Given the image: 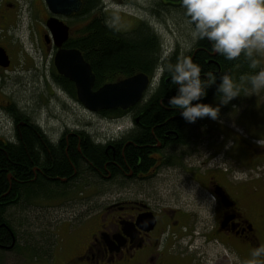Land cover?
<instances>
[{
  "label": "flooded vegetation",
  "instance_id": "1",
  "mask_svg": "<svg viewBox=\"0 0 264 264\" xmlns=\"http://www.w3.org/2000/svg\"><path fill=\"white\" fill-rule=\"evenodd\" d=\"M52 18L69 25L70 36L73 38V28L69 24V19L64 15L52 13L46 0H0V48H4L10 58V66L8 68L0 66V70L10 75L16 72L10 50L3 40L19 28L23 19H28V31L35 37V41L29 44L28 49H21L23 64L26 60L31 62L32 67L28 71L35 72L37 78L41 74V67L45 68V72L47 70L49 74L47 77L53 82V85H49L53 92L50 96L59 100L62 111H65L68 109V98H72L67 86L54 78V72H57L55 56L59 48L54 46L47 26ZM74 18L82 25L79 31L81 33L84 29L83 4L81 10L71 16V21ZM62 48L70 49L68 43ZM260 67H264V59L261 60ZM44 77L41 75L42 80ZM45 80L47 82V79ZM154 82L150 79L149 90L139 103L128 110H119L117 112L119 115L112 118L118 132H111L105 140L97 139V142L102 143L107 149H112V160H115L118 139L123 138L127 143H133L127 134L136 130L135 126L142 117L138 107L146 103L153 94ZM9 94H12V91ZM240 98L243 99V103L248 101L264 108V90ZM212 99L215 97H210L206 103H210ZM13 105L20 109L14 101L5 105L0 104L2 115L11 126L8 129V125L2 127L0 144H17L25 141V129L29 128L36 133L45 147H48V143L64 145L67 151L71 144L78 142L79 145L81 136L85 133L81 117L71 126L64 124L57 127L48 123L44 126L37 122V117L33 113L21 109L32 122H17L13 116ZM37 106L40 111L38 104ZM255 115L257 120L253 121L257 125L261 122V117ZM176 117H171L175 121L172 131H166L161 137L155 138L151 142L154 144H147L148 165L134 166L127 163L128 167L124 168L119 163L108 160L102 171L96 166L92 171L73 168L71 174L65 178L53 176L46 167L33 166L31 173L26 176L34 182L30 190L32 193L40 192L41 195L49 192L60 193L63 195L62 198L70 193L84 194L85 190L90 188L97 193L103 182L142 186L144 183H150V179L157 178L165 168H173L181 173L188 172L190 182L199 190L201 200L196 207H202L203 201L209 199L211 194H215V206L211 208V212L205 207L202 210L190 209L186 207L189 205L185 204L180 206H171L163 202L152 204L149 197L144 198V192H141L139 196L134 194L126 201L114 199L108 205L102 206L99 201L84 205L83 210H74L70 218L63 219L51 215L48 210L50 205L43 207L37 205L35 202L37 199L34 198L32 202L24 203L23 208L25 215L29 217L32 213L33 218L25 220L23 214L16 215L15 247L22 242L29 244L36 252L31 264H39L41 259L44 264L50 261L55 263L59 255L61 258L58 262L62 264H188V257L179 251L173 252V246L176 247V244L178 245L185 237H194V231L199 225L209 227L203 234L208 242L232 244L234 247L240 246L250 250L264 243V184H261L259 175L261 162L264 161V147L260 145V140H264V133H255L254 129H249L241 123L238 124L247 131L246 135L240 132L238 134L234 129L220 128L223 140L219 143L225 141L227 145L231 142V145L226 147L224 144L222 156H218V151L214 149L209 150L208 155L204 153L198 160L202 162L198 163L201 164L200 168L193 169L194 166L190 170L192 157L195 156L192 153L196 151L195 142L198 138L196 125H201L207 117L198 118L194 123L185 121L180 114ZM207 123L209 125L210 121ZM205 128L209 132L212 131L207 125ZM216 157H223L226 160L224 167L215 169L211 167ZM51 158L54 162V158ZM228 158L232 162H237L239 164L237 167L241 171L236 173L230 168ZM23 183L25 182H17L19 191L24 188ZM53 184L58 185L53 187ZM20 207H23V204ZM28 210L31 213L28 214ZM201 211L204 212L203 218L199 215ZM67 212L69 211H65ZM27 226H36L37 234L27 232ZM20 262L19 259L18 264ZM40 263L43 264L41 261Z\"/></svg>",
  "mask_w": 264,
  "mask_h": 264
},
{
  "label": "rangeland",
  "instance_id": "2",
  "mask_svg": "<svg viewBox=\"0 0 264 264\" xmlns=\"http://www.w3.org/2000/svg\"><path fill=\"white\" fill-rule=\"evenodd\" d=\"M163 3H165L164 0H104L105 10L103 12L107 21L123 33L131 32L141 21H149L153 28L159 32L164 55L169 57L178 50L179 55L185 57L194 49L195 45V43H192L190 35L191 26L183 14V9L169 8ZM69 21L71 28H73V37L78 36L82 27L81 23L77 19ZM87 23L88 18H84L83 28ZM28 27L29 20L23 19L19 28L3 40L10 50L14 68L20 72L16 70L10 75L9 73H2L0 70V104L5 105L10 101H14L24 112L33 113L37 117V122L44 126L47 123L57 127L64 124L71 126L75 125L77 119L81 117L85 132L95 140H105L111 132L117 133L118 128L113 125L115 120L98 113H90L76 99L68 98V109L62 111L59 100L50 96L53 92H51L49 85H53V82L50 77H47L49 76L47 70L45 72V68L41 67L39 78L36 77L35 72L28 71L32 67V63L26 60L23 64L24 57L21 54L22 48L28 49L29 44L35 41V37L31 36L30 31H28ZM41 75L45 76L43 80ZM45 79H47V82ZM11 91L12 94H9ZM62 98L64 99V97ZM210 103L215 106L218 101L212 99ZM255 114H258L259 118L261 117V122L257 125L253 121L257 120ZM6 119L0 109V133L3 126L10 125ZM208 121H210L209 125ZM8 122L10 121L8 120ZM238 123L244 124L249 129H254L253 132L255 133H264V108L248 101L243 103V99L239 96L234 98L228 105L221 106L220 116L217 120L207 117L201 125H196V129H198V138L195 142L196 151L192 153L195 156L192 157L193 162L190 165L192 167H189V169L192 170L194 166L193 169L200 168L201 164L198 163L202 162H198V160L201 156H204V153L208 155L209 150L214 149L218 151V156H222L224 147L231 145V142L228 145L225 141L219 143L223 140L220 128L234 129L238 134L240 132L246 135L247 131ZM206 125L212 130L211 132L205 128ZM8 128H11V126ZM263 141L260 140L261 147H264ZM227 160L230 162V164L228 163L230 168L236 173L241 171L237 167L239 165L237 162H232L229 158ZM225 161L223 157H216L213 159L211 167L213 169L224 167V164L227 163ZM163 171L157 178L150 179V183H144L142 186L136 184L125 185L119 182H116L118 183L116 185L103 182L97 193H94V189L90 188L86 189L84 194L70 193L63 198L59 196L56 199L41 197L35 202L41 207L50 205L48 210L51 215L68 219L74 213V210H83L84 205L98 201L101 202L102 206L108 205L114 199L126 201L132 198L134 194L139 196L141 192H144V198L149 197V202L152 204L159 202L171 206L185 204L189 205L186 207L190 209L202 210L205 207L209 211L206 206L209 199L203 201L202 207H196V204L201 200V195L196 186L190 182L188 172L182 171L181 173L173 168H165ZM259 175L261 184H264V161L261 162ZM214 206L215 204L212 207ZM65 211L69 212L65 213ZM29 213L31 211L28 210ZM17 214H23L25 220H28L29 217L33 218L32 213L29 217L25 215L23 207H12L9 211V219L13 221V225H15L14 219ZM203 214V211L199 212L202 218L204 217ZM36 228V226H27L26 231L36 235ZM208 229V226L199 225L194 231V237L183 238L178 245L176 244V247L173 246V252L179 251L188 257V264H243V261L250 258L253 249L250 250L240 246L234 247L232 244L216 241L208 242L203 237L205 230ZM56 258L55 263L50 261L48 264H62L58 262L61 256L59 255ZM19 259L20 264H31L32 261L26 258L23 253L19 255L18 250L3 251L0 249V264H18ZM39 264H41L40 261Z\"/></svg>",
  "mask_w": 264,
  "mask_h": 264
},
{
  "label": "trees",
  "instance_id": "3",
  "mask_svg": "<svg viewBox=\"0 0 264 264\" xmlns=\"http://www.w3.org/2000/svg\"><path fill=\"white\" fill-rule=\"evenodd\" d=\"M163 5L169 8H181L180 0H164ZM103 0H84L83 17L88 18V23L82 32L70 39L68 47L80 50L85 60L91 65L96 76L95 89H99L107 83H113L128 78L134 74L144 73L150 78L157 73V68L168 63L175 64L178 60L190 58L201 67V77L211 71L219 77L230 75L238 80L242 74L258 71L249 68V63L243 55L235 60H226L223 56L212 51L211 43L207 40L195 42L194 49L185 57L179 55L178 50L169 57L162 50L159 32L153 28L149 21H141L131 32L123 33L117 30L105 17ZM183 11V10H182ZM91 17V18H90ZM54 78L63 82L72 99L77 98L75 85L63 76L54 72ZM160 85L149 96L146 103L141 104L138 110L142 117L136 124L135 131L130 132L127 143L123 138L118 139L115 160H112V149L97 142L87 132L81 136V141L71 144L67 151L64 145H43L35 132L25 129V141L17 144H0V248L11 247L16 236L15 225L9 219V211L12 207H20L21 204L32 202L34 198L47 197L56 199L63 196L60 193L49 192L41 195L40 192L32 193L30 190L34 182L30 181L28 174L33 166H42L50 169L55 177H68L73 168L92 171L94 167H100L102 171L108 160L119 163L122 167L128 165H148L146 152L148 143L161 137L164 132L172 131L179 112L168 105V98L175 94L176 86L172 84L170 75L165 72L159 81ZM216 85L208 89V94L203 98L204 102L210 97H215ZM13 116L17 122L30 121V117L22 113L15 105ZM118 111H104L103 116L110 119L117 117ZM178 118V117H176ZM77 139H75L76 141ZM129 142V141H128ZM128 144L129 146L126 147ZM124 151V152H123ZM126 155V157H124ZM54 158V162L52 158ZM82 163V164H81ZM128 163V165H127ZM11 176V179H9ZM24 181L21 191L17 189V182ZM58 184H53L56 187ZM35 194V195H34ZM15 247V246H14ZM14 251L23 253L26 258L34 260L36 254L29 244H17ZM12 250V251H13ZM31 261V262H32Z\"/></svg>",
  "mask_w": 264,
  "mask_h": 264
},
{
  "label": "clouds",
  "instance_id": "4",
  "mask_svg": "<svg viewBox=\"0 0 264 264\" xmlns=\"http://www.w3.org/2000/svg\"><path fill=\"white\" fill-rule=\"evenodd\" d=\"M180 6L191 26L192 43L207 40L212 51L226 60L243 55L250 69L259 67L258 71L242 74L238 80L223 75L218 84L217 76L211 71L202 78L201 67L190 58L157 68L153 91L159 87V76L167 72L176 86L167 103L178 109L185 121L194 123L204 117L217 120L222 105L264 90V67H260L264 59V0H180ZM213 85L218 101L215 106L203 101ZM215 201V194H211L206 204L209 212ZM243 264H264V244L255 247Z\"/></svg>",
  "mask_w": 264,
  "mask_h": 264
},
{
  "label": "water",
  "instance_id": "5",
  "mask_svg": "<svg viewBox=\"0 0 264 264\" xmlns=\"http://www.w3.org/2000/svg\"><path fill=\"white\" fill-rule=\"evenodd\" d=\"M52 13L70 17L81 10V0H46ZM48 28L52 32L54 45L59 48L55 57L58 74L76 86L77 100L92 113L110 110H128L139 103L149 87V78L144 74L109 83L95 90L96 77L91 65L78 49H64L70 37V27L58 19H50ZM0 66L8 68L10 58L0 48Z\"/></svg>",
  "mask_w": 264,
  "mask_h": 264
}]
</instances>
